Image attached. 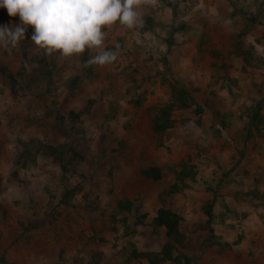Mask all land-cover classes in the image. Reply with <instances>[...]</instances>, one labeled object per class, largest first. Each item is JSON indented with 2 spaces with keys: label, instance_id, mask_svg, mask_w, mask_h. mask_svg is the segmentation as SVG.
<instances>
[{
  "label": "rangeland",
  "instance_id": "1",
  "mask_svg": "<svg viewBox=\"0 0 264 264\" xmlns=\"http://www.w3.org/2000/svg\"><path fill=\"white\" fill-rule=\"evenodd\" d=\"M146 7L142 28L105 29V50L124 40L104 66L84 67L95 50L47 54L31 26L18 51L0 48V264H215V201L255 179L241 163L264 143V0ZM19 24L0 8V26ZM174 85L178 125L155 133ZM78 137L89 144L72 162ZM152 167L157 181L142 175ZM161 207L182 240L151 262Z\"/></svg>",
  "mask_w": 264,
  "mask_h": 264
},
{
  "label": "clouds",
  "instance_id": "2",
  "mask_svg": "<svg viewBox=\"0 0 264 264\" xmlns=\"http://www.w3.org/2000/svg\"><path fill=\"white\" fill-rule=\"evenodd\" d=\"M158 3L159 0H0V8L9 17L20 19L19 25L0 26V48L18 51L31 26L32 43L47 54L72 57L86 49L95 50L84 67L104 66L115 62L121 49L117 43L114 49L105 50V29L117 21L127 29H140L144 26L140 9Z\"/></svg>",
  "mask_w": 264,
  "mask_h": 264
},
{
  "label": "crops",
  "instance_id": "3",
  "mask_svg": "<svg viewBox=\"0 0 264 264\" xmlns=\"http://www.w3.org/2000/svg\"><path fill=\"white\" fill-rule=\"evenodd\" d=\"M206 6L207 10H212L210 2ZM149 8L143 6L140 11L145 14ZM210 24L213 23L209 22L206 27ZM120 28L121 26L116 34L122 33ZM120 37H115L118 38V43L124 40ZM262 137L259 136V139ZM260 145L264 146V143H258L257 150L250 155L249 152L246 153L252 165L241 163L244 169L251 174L255 173V179L239 183L237 196L235 191L234 194L224 193L223 197H218L215 201L213 209L218 228L214 236L218 242L206 249L213 252L215 264H264V148L259 147ZM216 250L223 252L222 259L216 256Z\"/></svg>",
  "mask_w": 264,
  "mask_h": 264
},
{
  "label": "trees",
  "instance_id": "4",
  "mask_svg": "<svg viewBox=\"0 0 264 264\" xmlns=\"http://www.w3.org/2000/svg\"><path fill=\"white\" fill-rule=\"evenodd\" d=\"M236 55L245 62L242 53L236 52ZM185 90L174 85L172 89V103L159 108L158 113L155 115L152 121V130L155 133H163L166 130L175 127L178 123L170 118V113L173 109L178 107L180 98L184 96ZM175 102V105L173 103ZM89 140L86 138L78 137L75 139V145L71 149L70 160L78 161L81 160L88 148ZM142 175L153 181H157L161 178L160 170L156 167L149 168L142 172ZM209 212V211H207ZM181 221V216L167 207H161L156 211L153 218V225L157 228L163 230V240L164 244L159 254H156L154 260L151 262H162L171 259L172 250H174L175 245L180 244L182 240V234L179 230V224Z\"/></svg>",
  "mask_w": 264,
  "mask_h": 264
}]
</instances>
